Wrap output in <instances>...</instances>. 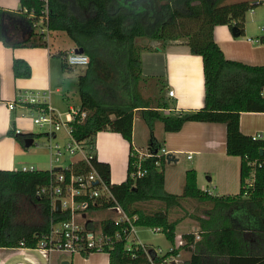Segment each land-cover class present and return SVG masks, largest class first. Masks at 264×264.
<instances>
[{
    "label": "trees",
    "instance_id": "1",
    "mask_svg": "<svg viewBox=\"0 0 264 264\" xmlns=\"http://www.w3.org/2000/svg\"><path fill=\"white\" fill-rule=\"evenodd\" d=\"M114 1L71 0L81 15L75 13L66 0H19L17 12L0 8V40L5 46H44L42 34L35 32L32 24L46 12L48 29L65 32L75 48H83L89 56L86 72L77 78L80 107L87 109L88 115L82 122L73 123L75 133L85 140L89 149L95 148V135L101 130L117 132L128 141L124 181L110 183L107 163L93 159V166L107 181L123 210L129 216H136L134 224L158 228L172 244L163 255L150 250L148 256L140 245L134 244L130 251L126 250L123 238L115 242L107 253L109 264H159L179 250L191 252L184 264H264V138L254 139L239 129L240 112H264V96L260 94L264 87V66L225 58L213 38V28L220 24L230 28L235 26L242 35L246 13L259 0H122L118 5ZM5 17L20 21L19 28L26 34L23 39L10 40L6 36L3 27ZM140 38L148 42L157 41L161 47L170 41L182 40L191 53L201 55L204 77V104L201 108L173 110L165 114L164 109L172 108V102L164 95L165 84L158 86L162 93L157 100L142 96L138 85L140 81L148 80L141 72L140 53L153 47L149 43L138 42ZM258 42L264 43V35ZM64 54L62 51L58 53L62 68L71 69L64 63ZM12 68L15 77L31 75V69L24 60L14 59ZM99 72H104L103 78L107 81L115 77L128 86L127 101H102L92 91L89 83ZM136 110L140 111V117L151 131L147 143L150 155L140 161L143 175L132 177L138 159L131 143ZM156 121L162 122L167 132L179 131L186 121L224 123L226 153L240 157L239 192L235 195H211L199 189L193 168L185 170L181 194L166 191L163 166L167 159L165 155L155 153L160 144L152 135ZM14 130L11 117L7 135L22 145L27 137L34 138L33 134L15 133ZM48 179V170L0 169V247H17L21 243L24 247L35 246L37 235L46 230L50 217L48 198L38 196L36 191ZM249 181L252 184L248 187ZM20 197L40 207V224L16 220ZM186 197L210 201L212 205L207 218L198 219L199 238L195 239L194 232L183 233V243L174 246L177 222L169 220L167 212L170 208L179 207L181 199ZM145 201L161 202L164 210L147 213L137 206ZM53 216L56 220L66 218L62 212H53ZM110 222L109 219L99 223L88 221L86 225L112 234L119 227Z\"/></svg>",
    "mask_w": 264,
    "mask_h": 264
},
{
    "label": "crops",
    "instance_id": "2",
    "mask_svg": "<svg viewBox=\"0 0 264 264\" xmlns=\"http://www.w3.org/2000/svg\"><path fill=\"white\" fill-rule=\"evenodd\" d=\"M257 4H264V2ZM0 8L17 12L19 11V0H0ZM257 14L256 9H251L249 19L245 16L242 35L234 36L231 28L225 24L214 26L213 38L225 58L248 65L264 66V43L256 41L264 35V27L262 26L256 31H249L248 20L254 22ZM20 24V21L13 18L5 17L3 19V27L6 30V36L10 40H21L26 36L19 28ZM44 41V46L8 47L0 40V169L21 170L15 168L17 152L19 151L18 142L13 136L7 135V131L10 127L11 117H13L15 129H18L23 134L24 130H26L27 115H32L34 110L27 105L18 104L16 101L19 98L25 99L30 92H45L44 101L62 114L71 107L80 106V99L77 104L71 103L63 106L58 96L68 95L63 89L64 76L60 83L57 84L54 81L57 73L63 75V71L68 69L62 68V61L58 55L61 51L66 53L68 49L50 42V35ZM150 43L153 47L152 50L140 53L141 72L148 81H153L159 86L165 84L164 95L172 102V108L164 109V113L168 114L173 112V110L184 111L201 108L204 104V77L201 55L191 53L189 47L182 40L170 41L163 47L157 41H151ZM74 48L75 46L72 42L69 50H74ZM14 59H21L28 63L31 69L29 77H15L12 68ZM168 90H173V96L168 95ZM263 90L264 87L261 93ZM262 95L264 96V93ZM10 101L17 103L13 109H9L7 106ZM135 119L142 118L134 111L131 143L137 152H146L148 150L147 143L140 144L136 141ZM160 123L163 128L162 122ZM239 129L245 135H259L264 138V112H240ZM153 138L160 144V147L168 151V154L165 155L167 163L177 162L178 154H186L187 159H193V154L202 157L199 162L196 161L192 166L196 171V181L199 189L211 195H235L239 192L240 157L226 153V127L224 123L186 121L179 131L167 132L164 130V133L159 138L154 134ZM94 149L97 161L109 165L110 183L124 181L126 178L125 173L127 175L128 141L117 132L101 130L95 135ZM188 155H191V157L188 158ZM185 170L186 168L182 169L179 176V191L172 192L166 187L167 178L163 169L164 188L166 191L181 194L185 181ZM114 171L118 173L115 179L112 177ZM171 182L173 181L171 180ZM187 198L201 205V212L194 217L197 219V224L193 226L192 230L183 229L178 231L177 228H179L181 223H176L174 246L178 245L179 234L194 232L195 239L199 238L198 219H206L208 210L212 205L210 201H199L189 197L182 198L180 202L182 203ZM38 208L40 210L39 206ZM172 209H168L167 215L169 220L175 221L170 218ZM160 210L163 211L164 206ZM98 211L102 210L96 209L87 212L85 214L86 222L99 223L101 220L114 217V214L101 216L97 219L89 217L90 213ZM153 249L155 247L149 250ZM17 251L22 252L20 256L21 263L20 261L12 260V257L17 255L15 254ZM34 252L37 251L33 250L32 247H0V258H6L8 264H60L62 260H68L70 264H109V256L105 252H95L87 257L67 255L71 259L69 257V259L61 258V255L66 254L58 253L52 255L49 262L38 252L37 254ZM173 256L177 264H184V262L189 260L191 252L179 250ZM177 257L179 258L177 259Z\"/></svg>",
    "mask_w": 264,
    "mask_h": 264
},
{
    "label": "built area",
    "instance_id": "3",
    "mask_svg": "<svg viewBox=\"0 0 264 264\" xmlns=\"http://www.w3.org/2000/svg\"><path fill=\"white\" fill-rule=\"evenodd\" d=\"M32 28L41 33L43 39L51 32L47 27L46 12L34 20ZM258 42V39L256 40ZM88 56L86 53H76L74 50L63 55L64 63L68 67L86 66L76 57ZM89 57V56H88ZM89 63V61H88ZM87 63V64H88ZM168 95L173 96V90H168ZM264 93V90L261 95ZM45 92H30L25 99L19 98L16 102L27 105L34 110L32 122L46 130L49 142L50 164L48 169V182L37 189L38 196H45L50 204V217L46 230L39 233L34 247L47 262L54 254L80 255L87 257L95 252L108 253L114 243L124 238L125 248L130 251L132 245H140L149 256L150 250L146 248L137 236V226L134 224L136 216H129L116 201L109 189L107 181L98 173L93 166L95 149H89L85 140L80 138L73 128L74 122H82L88 115V111L80 106L69 108L64 114L54 110L44 101ZM15 101L7 103L9 109L16 106ZM15 133H20L18 129ZM62 135V137H58ZM261 136L254 135L252 138ZM56 140L51 142V140ZM138 159L135 162L136 170L132 177L141 176L144 170L140 168L143 157L150 155L146 152H137ZM158 155H166L168 151L162 147L155 151ZM188 158L191 155L187 156ZM23 171L35 170L33 166H23ZM251 185L250 181L248 187ZM60 204V211L66 214V218L56 220L53 216L56 202ZM109 210L114 217L108 218L114 226L119 229L112 234L102 231L100 228L93 229L86 225V213L91 210ZM82 220V221H81ZM159 232L158 228H151ZM179 244H182L181 234L178 235ZM19 246H23L22 243ZM158 255L160 249H153ZM150 258V257H149ZM164 261L166 264H177L173 255Z\"/></svg>",
    "mask_w": 264,
    "mask_h": 264
},
{
    "label": "rangeland",
    "instance_id": "4",
    "mask_svg": "<svg viewBox=\"0 0 264 264\" xmlns=\"http://www.w3.org/2000/svg\"><path fill=\"white\" fill-rule=\"evenodd\" d=\"M66 1L71 4V0H66ZM120 1L122 2V0H115L114 3L118 5ZM231 1H237V0H231ZM71 6H72V10L75 13L81 15L80 11H78L76 7H74L72 4ZM253 9H256L258 14L256 15V19L254 20V22L248 20L249 31H256L262 26L264 27V4H257ZM249 14H250V10L247 11L246 13L247 19H249L248 18ZM49 34H50V42H53L54 45L59 44L64 49L65 48L68 49L66 52L71 51L69 50V47L71 48L72 41L65 32L58 30V31L49 32ZM137 41L142 44L149 43L151 45L150 43L151 41L148 42V40L143 38L137 39ZM85 72H86V66H75V67H71V69L64 70L63 75L61 74L59 75L57 73V76L54 78V81H56V83L58 84L60 83V81H62L64 76L63 89L68 94L67 96L65 95L58 96V99L60 98L61 104L63 106H66L67 104H71V103L77 104L79 102V96L77 91V78L80 74H83ZM102 73L100 74L99 72V75H97V77H94L93 80L91 79L92 81L89 83V86L92 89V91L96 93L102 101L115 102V103L127 101L128 98L126 95V89L128 86L123 85L122 83L123 81H117L115 77L107 81L106 79L103 78ZM138 86L140 92L142 93V96L144 98L149 97L150 100H154V101L157 100L162 93L158 89L159 84L154 83L153 81L143 80L140 81ZM135 112L139 114L140 111L136 110ZM27 116L28 118L26 119V127H25L26 130H24L23 134H33L34 136L33 143L29 147H24L22 144L18 143L19 151L17 152L15 168L21 169L22 166L24 165L26 167L32 165L36 169L48 170L51 166H54V164L53 165L50 164V154L48 148L49 139L45 134L46 130L32 122V115L29 114ZM134 129H135V134H136L135 136L137 143L140 144L148 143V140L151 135L150 133L151 131L149 126L146 124V122H144L142 119H135ZM162 133H164L162 125L159 121H156L152 127V135L154 134L157 138H159ZM58 137H62V135H59ZM55 141L56 140L54 139L51 140L52 143ZM177 157H178L177 162L167 163L166 161V163L163 166L164 173L166 174V178H167L166 187L169 191L172 192L179 191V181H180L179 176L181 175V170L185 168L186 169L192 168L194 163H196V161L199 162V160L202 158L201 156L199 155L195 156L194 154H193V159H187L186 154H178ZM117 174H118L117 172L115 171L113 172L112 174L113 179L117 177ZM171 180L173 182H171ZM137 206L142 210H144L145 212L151 213L155 210L162 209L164 204L158 201H145V202H140L139 204H137ZM201 208H202L201 205L197 204L195 201H190L187 198L182 201L180 207H175L170 211V218L172 220H175L177 223H181L182 226L179 225V228H177L178 231H181L183 229L192 230L193 226L197 224V219L194 217L200 214ZM105 215L110 216L113 215V213L104 209L102 211L90 213L89 217L97 219L101 216L104 217ZM16 220L25 224L37 225L42 222V216L36 204L32 203L25 197H20L17 202ZM137 236L139 241L145 244V246L148 249H151L152 247L155 248L159 247L160 248L159 255H163L164 253L169 251V248L172 246L171 242L165 237V235L162 232H153L149 227L137 226ZM34 253L37 254V252ZM15 254L17 255L13 256L12 260H17L18 262L20 261L21 263L20 256L22 252L17 251L15 252ZM68 257L70 258V256L61 255V258L69 259ZM74 258L76 257L74 256ZM178 258L179 257H177V259ZM6 262H7L6 258H0V264H6ZM159 264H166V261H162Z\"/></svg>",
    "mask_w": 264,
    "mask_h": 264
},
{
    "label": "water",
    "instance_id": "5",
    "mask_svg": "<svg viewBox=\"0 0 264 264\" xmlns=\"http://www.w3.org/2000/svg\"><path fill=\"white\" fill-rule=\"evenodd\" d=\"M263 2H264V0H259L257 3H263ZM231 32H232V34L234 36H238L239 35V32L237 31V29H236L235 26H233L231 28ZM74 52H76V53H83L84 50H83V48H74ZM32 143H33V137H27L24 140V146L25 147H29L30 145H32ZM260 152H262V151L260 150ZM55 211L56 212H59L60 211V204H59L58 201L56 202V205H55ZM60 264H70V262L68 260H62L60 262Z\"/></svg>",
    "mask_w": 264,
    "mask_h": 264
},
{
    "label": "clouds",
    "instance_id": "6",
    "mask_svg": "<svg viewBox=\"0 0 264 264\" xmlns=\"http://www.w3.org/2000/svg\"><path fill=\"white\" fill-rule=\"evenodd\" d=\"M75 59L81 61L83 63V65H87V63L89 61L88 56H79V57H76Z\"/></svg>",
    "mask_w": 264,
    "mask_h": 264
}]
</instances>
